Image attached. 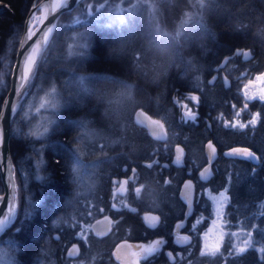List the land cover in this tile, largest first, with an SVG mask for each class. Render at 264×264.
<instances>
[{
  "label": "trees",
  "instance_id": "1",
  "mask_svg": "<svg viewBox=\"0 0 264 264\" xmlns=\"http://www.w3.org/2000/svg\"><path fill=\"white\" fill-rule=\"evenodd\" d=\"M39 1L0 0V111L10 86L26 18L32 5ZM164 1L83 0L61 16L31 91L12 126V156L16 173L23 176V186L27 192L23 205L27 213L17 219L5 236L0 237V246L6 244L16 264H56L51 258L44 263L41 261L42 255L46 257L52 255V251L56 253L54 248L50 252L37 249L35 243L26 245L23 242L21 247L18 246V220L30 223L37 214L45 212L40 217L43 220L47 219L46 213L54 212L68 217L73 231L79 227L84 216L83 188L72 175V162L78 156L81 135V128L73 122L76 116L69 113L70 108L61 109L58 120L49 123L48 130L42 135L32 129L33 120L25 118L42 78L52 68L53 60L67 56L74 41L72 34L84 29L92 30L86 38L84 51L90 56L94 72L118 75L124 78V82L133 86L141 84L144 88L145 98L136 104L129 119L133 138L129 142L127 138L119 140L104 155L105 159H109L110 167L116 158L115 148H120L119 153L131 156L136 162L146 154L152 156L158 152L157 142L148 136L144 138L145 131L132 120L137 107L146 108L171 126L178 115L180 101H189V96L197 97L198 104L191 101V106H197L193 109L198 116L214 119L215 137L220 145L246 147L260 157L257 164L243 158H231L227 161L229 171L220 173L219 177L221 181H229L228 228L251 231L252 244L245 252L238 254L231 247L229 249L231 242L227 240L219 253L210 255V264H264V253L259 251L264 247V100H255L251 104L259 114L254 127L248 125L245 128L227 129L218 120V117H235L242 105L245 98L242 73L264 71V0H227L232 11H222L214 20H210L204 11L189 8L192 5L198 7L199 0H186V7L174 10L176 15L169 26L164 25L168 11L166 6L173 8L176 0H168V4ZM204 5L210 6V1H205ZM135 7H140L147 16H155L154 19L157 16L155 23L160 29V33H157L169 40V48L163 58L157 57L155 47L150 50L151 58L146 56L147 52L139 49L132 51L131 56L113 55L112 42L115 40L114 30H117L119 12L123 10L124 15H128V9ZM156 45L162 43L157 42ZM237 52L250 55L243 59ZM124 58H129L127 63L122 61ZM205 130L204 133L209 132ZM145 140L149 146H145ZM99 142L103 143L99 144L101 148L108 146L107 138H101ZM67 146L73 152L69 158L65 152ZM36 166L42 167L39 179L34 176ZM107 167L104 169H109ZM223 174L224 178L221 179ZM65 187L69 190L68 198L63 197ZM57 188L60 192L58 195ZM2 191L0 176V193ZM42 220L39 222L41 225ZM30 233L29 230L24 235ZM4 237L8 239L6 243L3 242Z\"/></svg>",
  "mask_w": 264,
  "mask_h": 264
},
{
  "label": "flooded vegetation",
  "instance_id": "2",
  "mask_svg": "<svg viewBox=\"0 0 264 264\" xmlns=\"http://www.w3.org/2000/svg\"><path fill=\"white\" fill-rule=\"evenodd\" d=\"M246 76L245 72L242 73V83ZM194 102L198 104L197 101ZM194 107L183 103L184 110ZM177 111L178 115L171 126L161 118L167 129L164 140L152 138L147 129L136 124L132 117L133 122L145 131L144 138L148 136L157 142L158 152L152 156L146 154L136 162L131 156L119 153L120 148H115L116 158L113 159L112 166L106 170L100 167L102 183L97 184L90 193L83 190L84 216L78 228L71 231L69 218L59 213H46L47 219L42 220L40 217L45 213L43 212L37 214L30 223L18 220V246L21 247L23 242L26 245L35 243L37 249L50 251L54 248L56 253L52 251V255H42L43 263L51 258L56 264H72L76 261L85 264L88 258H93L94 264H124L123 259L126 258V264H210V255L201 252V237L212 217V204L206 191H218L225 187L228 189L229 181L219 180L220 173L229 171V159L243 157L229 156L227 153L231 149L246 147L220 145L215 137L212 117H200L193 109L196 113L195 121L186 120L182 116L181 106L178 105ZM234 118L218 117V120L222 121L225 128L226 123L232 122ZM230 128L234 127L227 126V129ZM205 129L209 132L204 133ZM145 141V146H149L148 141ZM209 141L215 148L214 156L210 149L207 151ZM177 146L183 150L179 163H176ZM253 152L256 158L246 160L257 164L260 157ZM34 169V176H40L42 167L36 166ZM64 173L69 174L67 171ZM189 181L191 187H185ZM17 182L19 213L15 222L27 213L26 206L23 205L27 192L23 186V176L19 173ZM64 191L63 197L68 198L69 190L65 187ZM56 192L57 195L60 193L58 188ZM200 216L202 219L197 223ZM150 217L157 218L154 227L150 226ZM97 219L101 221L96 231L92 224ZM41 220L42 225L39 224ZM26 226L29 229H25ZM29 230L30 235H24ZM161 240L164 243L159 250L146 259L143 258L141 246ZM7 241L4 237L3 242ZM1 246L7 247L6 244Z\"/></svg>",
  "mask_w": 264,
  "mask_h": 264
},
{
  "label": "rangeland",
  "instance_id": "3",
  "mask_svg": "<svg viewBox=\"0 0 264 264\" xmlns=\"http://www.w3.org/2000/svg\"><path fill=\"white\" fill-rule=\"evenodd\" d=\"M205 1H210V6H205ZM164 3L170 2L165 0ZM175 3L176 6L173 8L169 5L166 6L168 11L164 21L165 26L171 25V22L174 21L176 15L174 10L177 7H186L188 4L186 0H176ZM227 4H229L227 0H199L198 7L192 5L189 8L204 11L210 20H214L222 11H232V7ZM128 13V15H124V11L120 10L117 17V30H114L115 40L112 42L113 55L131 56L132 51L139 49L147 52L146 56L151 58L150 50L155 47L157 57L163 58V54L169 48V40L158 35L157 32L160 33V29L155 23L157 16L154 19L155 16L145 15L140 7L130 8ZM37 19L34 16L32 22ZM106 30L110 29L107 27ZM91 31L84 29L72 34L74 41L70 44L68 55L53 60L52 68L42 78L25 114L26 120H33L32 129L42 135L46 133L45 130H48L49 123L58 120L61 109H71L69 113L76 116L73 120L74 125L78 124L81 128L77 147L78 156L72 162V175L81 183L84 192L87 193L92 192L97 184L102 183L99 170L105 166L110 168L109 159H105L104 155L119 140L127 138L129 142L133 138L131 133L134 132L129 126V119L136 104L145 98L144 88L141 84L133 86L124 82V78L121 76L111 74L107 76L94 72L95 69L90 65V56L84 51L87 46L86 38L91 34ZM157 42L162 45H156ZM128 60L129 58H124L122 61L127 63ZM262 74L264 71L247 74L244 77L242 92L245 98L236 112L234 120L228 124L231 125L239 121L246 127L248 125L255 126L249 124L253 116L258 114L251 104L255 100L263 101L260 97L264 95V80L257 79ZM246 85L247 87H245ZM186 100L180 101L182 116H184L185 110H188V108L183 109V103L191 106V101ZM189 109L193 111L192 108ZM101 138H107L108 146L106 148L100 147L99 144L103 145L99 142ZM65 152L67 158L73 154L69 147L65 149ZM78 159L79 165L77 166ZM221 192L225 193L226 200L220 196ZM206 194L211 200L212 217L201 237L202 254L213 255L216 245H219L220 252L227 240L231 242L229 249L231 247L236 253L237 248L245 247L247 249L250 247L246 246L244 241L249 239L248 234L251 231L228 228L225 208L230 195L227 187L218 191L208 189ZM201 219L200 216L197 223H200ZM76 233L78 234V232ZM230 233H233V236ZM9 250L7 247L0 246V264H16ZM72 264H80V262L76 261ZM85 264H94V259L88 258Z\"/></svg>",
  "mask_w": 264,
  "mask_h": 264
},
{
  "label": "water",
  "instance_id": "4",
  "mask_svg": "<svg viewBox=\"0 0 264 264\" xmlns=\"http://www.w3.org/2000/svg\"><path fill=\"white\" fill-rule=\"evenodd\" d=\"M82 1L40 0L32 5L26 18L24 33L12 68L10 86L0 111V176L3 183V191L0 193V221H5V218H8L6 226L0 229V236L13 226L19 210V192L11 146L13 123L31 91L32 83L56 32L61 16L66 11L75 8ZM54 5L55 8H53ZM34 16L38 19L32 22ZM49 28L52 29L51 32H48ZM29 29L33 33L31 39L28 38ZM29 54L33 56L34 63L29 65L31 71L28 74L27 81L24 82L21 77L24 75L25 58ZM22 83L24 85L23 88H21ZM250 84L253 83L250 82ZM13 108H15V111H13ZM133 119L136 124L146 128L152 138L156 140H164L166 138L167 129L164 121L150 113L146 108L137 107L133 112ZM158 136L163 138L158 139ZM207 151L209 152L208 147ZM100 221L101 219H97L93 222V230L97 229ZM123 260L124 264H126L127 259L124 258Z\"/></svg>",
  "mask_w": 264,
  "mask_h": 264
},
{
  "label": "snow or ice",
  "instance_id": "5",
  "mask_svg": "<svg viewBox=\"0 0 264 264\" xmlns=\"http://www.w3.org/2000/svg\"><path fill=\"white\" fill-rule=\"evenodd\" d=\"M53 8H55V5L53 6ZM51 31H52V29L49 28V29H48V32H51ZM32 35H33L32 31H31V29H29L28 38L31 39V36H32ZM236 54H237V55H243V56H245V57H247V56L250 55V54L247 53V52H237ZM33 63H34V58H33V56H32L31 54H29V56H27V57L25 58V69H24V75L21 77V80H22V81H24V82L27 81V79H28V74H29V72L31 71V68L29 67V65H30V64H33ZM257 79H258V80H264V74H262L261 76H258ZM23 86H24V85H23V83H22V84H21V88H23ZM245 87H247V85H246ZM249 98L251 99V97H249ZM260 98H261L262 100H264V95H261ZM188 99H189V101H197V100H198V98H197V97H194V96H189ZM185 107H186V106H185ZM245 107H246V106H245ZM13 111H15V108H13ZM237 115H239V113H237ZM258 115H259V114L254 115L253 118H252V120L249 121V124H251V125H255L256 122H257V117H258ZM184 119L195 121V119H196V113L193 112L191 109H188V110L184 113ZM225 126H226V127H227V126H231V127H239V128H244V127H246V125L241 124L239 121H236L235 123H233V124H231V125H229V124L226 123ZM45 131H47V130H45ZM157 138H158V139H161V138H163V137H162V136H158ZM207 147L211 150V154L214 156V155H215V148H214V146H213V144H212L211 141L208 142ZM182 151H183V150H182L181 148H179V146H177V153H178V155H177V157H176V163H179V162H180V160H181V155H180V153H182ZM227 155H229V156H239V157H243L244 159L256 158V154H255L252 150H250L249 148H236V149H231V151H230L229 153H227ZM210 158H211V157H210ZM148 167H151V165H148ZM205 171H208V170L205 169ZM201 175L203 176L204 174L201 173ZM38 179H39V177H38ZM185 187H191V181H189L188 184L185 185ZM220 196H221V197H224L225 200L227 199V197L225 196V193H223V192L220 193ZM189 204H191V201H189ZM218 211H219V209H218ZM106 219H107V218H106ZM148 219H149L150 226L154 227V226H155L154 221H156L157 218H156V217H150V218H148ZM7 220H8V218H5V221H0V229H3V227L6 226V224H7ZM178 227H180V225H178ZM193 227H195V225H194ZM230 235L233 236V233H230ZM248 235H249V239H248V240H245V241H244V244H245L246 246H251V244H252L251 233L248 234ZM163 243H164V241L161 240V241H155L153 244H151V245H149V246H146V247H145V246H141V251H142V253H143V258L146 259L147 257L151 256L152 254L156 253V252L159 250V247L163 245ZM236 251H237L238 254H239V253H243V252L246 251V248H245V247L237 248ZM259 251H260L261 253H264V247H261V248L259 249ZM217 252H219V245H216V248H215V250L213 251L212 254L215 255ZM71 254H72V253H70V255H71ZM169 255H171V254H169ZM137 264H138V262H137Z\"/></svg>",
  "mask_w": 264,
  "mask_h": 264
}]
</instances>
